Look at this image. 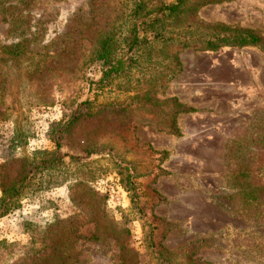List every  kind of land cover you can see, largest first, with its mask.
<instances>
[{
  "label": "rangeland",
  "instance_id": "1",
  "mask_svg": "<svg viewBox=\"0 0 264 264\" xmlns=\"http://www.w3.org/2000/svg\"><path fill=\"white\" fill-rule=\"evenodd\" d=\"M110 2L0 0V199L25 187L19 208L0 217V241L13 246L0 264H35L60 237H70L72 264H186L189 255L197 264H264V205L242 204L234 174L247 168L237 160L244 149H232L247 140L248 168L264 179V44L180 53L182 71L158 90L195 109L179 116L174 136L134 104L138 76L131 92L122 82L90 90L95 69L82 63ZM198 16L264 40V0ZM52 152L63 167L38 173ZM127 165L140 175L134 201L121 183ZM164 250L178 260H159Z\"/></svg>",
  "mask_w": 264,
  "mask_h": 264
},
{
  "label": "trees",
  "instance_id": "2",
  "mask_svg": "<svg viewBox=\"0 0 264 264\" xmlns=\"http://www.w3.org/2000/svg\"><path fill=\"white\" fill-rule=\"evenodd\" d=\"M110 1L99 0L103 4L105 2L109 4ZM232 1L234 0L110 2L111 15L100 20V31L94 48L82 63V69L86 73L95 69L93 79H89L90 90L95 92V95H100L107 88L122 82L123 90L131 92L133 80L138 76L136 84L141 88L133 97L134 104L153 117L151 125L156 129L181 136L179 116L194 113L195 109L184 105L176 97L163 100L158 98L159 88H165V84L171 82L183 69L180 53L188 49L197 52H217L223 48L259 47L264 44L263 38L255 30L223 23L210 24L199 19V12L203 8ZM10 52L16 51L11 49ZM146 77L154 79L145 81ZM91 102L87 100L82 103L87 112H91ZM247 146V140L233 144V150L244 149L237 160L242 166H247L246 169L240 167L234 178L240 186L242 204L246 208L258 209L264 205V179L257 171L248 168ZM90 153L94 154L93 151ZM48 154L50 159L36 167L38 173L41 168L54 173L63 167L64 161L56 152ZM121 176V183L132 194V201L137 200L138 187L135 180L140 175L136 169L127 165ZM31 179L33 178H28V182ZM24 192L25 187L22 185L3 191L4 195L0 199V217L19 208ZM124 233L108 234L121 239ZM69 239L70 237L54 239L49 257L37 260L35 264H72ZM92 239L96 240L98 237L94 235ZM1 250L7 251L6 256L9 257L13 246L8 245L6 241H0ZM122 251V258L126 259L129 255L127 248L122 247ZM157 257L163 262L178 260L177 252L167 250L159 253ZM185 262L197 264L191 255L186 257Z\"/></svg>",
  "mask_w": 264,
  "mask_h": 264
}]
</instances>
